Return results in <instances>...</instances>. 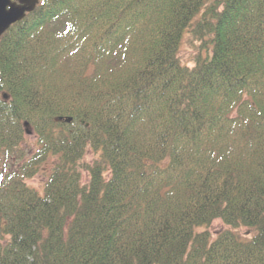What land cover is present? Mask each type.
<instances>
[{
  "label": "trees",
  "instance_id": "1",
  "mask_svg": "<svg viewBox=\"0 0 264 264\" xmlns=\"http://www.w3.org/2000/svg\"><path fill=\"white\" fill-rule=\"evenodd\" d=\"M0 264H264V0H39L11 24Z\"/></svg>",
  "mask_w": 264,
  "mask_h": 264
},
{
  "label": "rangeland",
  "instance_id": "2",
  "mask_svg": "<svg viewBox=\"0 0 264 264\" xmlns=\"http://www.w3.org/2000/svg\"><path fill=\"white\" fill-rule=\"evenodd\" d=\"M203 41H200V39L194 37L190 33H186L183 35L182 40L180 42L179 46V52L178 56L182 63L187 64L189 66H192L193 60L196 58L195 56L199 53H204V45H208V42L203 43ZM202 46V47H201ZM193 59V60H192ZM35 136L33 133L27 135L25 137V141L23 144H27V146H30L29 144L33 143ZM94 157V153L87 150L85 159L89 160L90 158ZM50 167V165H47V169ZM47 169H42L39 173H37L35 176H33L31 179L28 180L29 185H31L33 188L37 189V191H42L41 187H43V183L45 179L47 178ZM224 228H230L231 230L235 231L239 235H246L250 234L252 230H248L246 227L242 228H233L226 225L221 219H215L213 220L210 225L208 226V230L210 233L214 234L218 232L219 230H222ZM203 228H200L198 230H202Z\"/></svg>",
  "mask_w": 264,
  "mask_h": 264
},
{
  "label": "water",
  "instance_id": "3",
  "mask_svg": "<svg viewBox=\"0 0 264 264\" xmlns=\"http://www.w3.org/2000/svg\"><path fill=\"white\" fill-rule=\"evenodd\" d=\"M37 2L38 0H0V36L11 24L21 20L27 12L34 10ZM65 120L69 121L70 118Z\"/></svg>",
  "mask_w": 264,
  "mask_h": 264
}]
</instances>
